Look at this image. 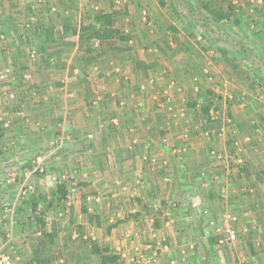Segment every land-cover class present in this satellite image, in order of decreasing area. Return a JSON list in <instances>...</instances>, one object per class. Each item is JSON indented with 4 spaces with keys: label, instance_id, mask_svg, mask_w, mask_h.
I'll list each match as a JSON object with an SVG mask.
<instances>
[{
    "label": "rangeland",
    "instance_id": "374dc122",
    "mask_svg": "<svg viewBox=\"0 0 264 264\" xmlns=\"http://www.w3.org/2000/svg\"><path fill=\"white\" fill-rule=\"evenodd\" d=\"M93 1L89 0V2ZM111 1L114 6L124 7L123 11L130 9L131 13L138 14L139 12L141 19L147 21L148 16L145 15L146 13L144 15L142 13V11H146L143 8L147 7L144 5L146 0L124 1V6L122 0ZM156 1L158 3L156 6L159 5L162 9L165 7L170 14H167L160 27L163 32H160L158 37L163 39L161 41L154 40L164 43L170 40L179 41L178 39L181 38L189 44L187 45L188 49L180 48L179 51L178 48H175V51L172 52L170 47L165 46L161 53L157 48H154L156 46L149 47L154 44L153 41L146 40L155 36V30L153 33H149L151 36L148 33L140 34L141 46L133 47L135 50L133 54L139 53L151 64L149 68L141 67L142 70L139 71L136 78L135 74H132L136 81L140 78L143 81L148 70L149 75L151 74L155 79L166 78L164 73L170 70L175 73L177 76L175 78L182 85L185 83L188 89L192 85L191 78H198L199 84H194L192 88L193 95L200 93L203 104V101L208 99L206 96L209 91L213 95L209 97L212 103L208 108L210 110L209 117L208 112L205 113L200 107L202 104H200L197 108L199 109L196 113L198 114L197 119L203 120L204 124H208L210 127L213 126L215 143L210 149L205 150V155L209 157L206 160L207 169L214 176L209 177L212 181L207 184L209 186L202 192L199 191L198 199L200 201L193 200L189 196L183 200L181 196L183 194L177 192L172 198V206L170 205V210L174 211V214L170 216L167 213L168 215H166V217L170 216V220L169 218L166 220V222L171 221L169 225L164 224L165 221L162 224L161 217L158 225H152L150 221L147 223L146 227L150 228V236L153 239V241H149L140 239V235L135 234V230H142L139 226L142 225L143 218L135 215L136 202L129 195L130 193L128 194L126 189L121 188L122 192L117 191L120 195L111 198L112 192H114L111 185L113 186L117 181L118 176L115 170L118 167L113 160L111 161L107 157L106 160L100 159L98 160L100 167H97L99 169L104 167L105 171L109 172L112 170L111 175L99 173L91 175L90 173L88 181H84L72 172L66 171L68 163H64L67 160L54 161L56 157L53 156V150L50 149L53 145L38 144L35 126L37 119H31V115L26 114L25 110L32 112L37 106L44 105L43 98L38 97L36 91L39 88L46 89L48 84L51 85V82H55L56 79L52 78L64 76L70 68L65 66L52 75L50 72L53 69L51 71L49 69L41 70L42 66L35 63L22 64V60L26 59L27 52L30 58L36 57V49L29 40H22L23 35L16 32V29L20 28L22 32L31 28L32 22H35L31 17L36 16L38 9L45 8L46 4L43 0H0V253L9 254L12 264H38L36 261H39V264H100V256L90 253L93 246L100 250L106 248L109 250V254L115 255L112 253L114 251L109 249V242L103 241V234L108 238L112 237V245L116 238L117 241L120 239L123 241V245H119L122 247L121 252H124L123 256L118 254V258L124 259L120 264H264V62L260 59H264L261 46L264 40L260 35V27L264 26V16H262L264 9L261 8L263 2L259 0L257 4L254 2L248 4L245 0H221L220 2L211 0V5L215 7L216 11L222 8L225 12V17L218 21L208 10L203 9L202 6L206 3L204 0H162L165 6L161 5V0ZM150 3H155V1L151 0ZM111 4L112 2H109V5ZM52 7L46 14H52ZM46 8L48 7L46 6ZM252 9L254 12H250ZM73 11V19H75L77 10L73 9ZM221 12L223 13V11ZM252 15H256L257 20L250 18ZM123 19H126V16L119 15L115 21L118 24L117 30L130 29L131 24L126 23ZM170 21L175 22L181 32L174 33L169 30L170 26H173V24H169ZM94 22L96 21L90 15L87 21L81 20L77 24L82 30L88 26L84 29L88 31V44L98 40L92 33L94 31L92 28L97 27ZM234 22L236 23L233 25ZM250 25L256 26L259 32H253L256 28L252 29ZM143 32L144 30L141 33ZM172 34L174 36H171ZM11 38L12 40H10ZM258 38L261 41L257 40ZM20 41L23 43L21 47H27L28 51L23 50L24 48L17 49L20 46ZM35 41H37L36 38ZM102 42L97 47L95 46L97 52L94 53L98 55H100V51L103 54L106 53L104 59L119 64L124 69L125 59L119 58L114 52L116 50L115 43L113 42L111 47H106L102 45ZM108 48L112 50H108ZM130 50L127 48L123 51L129 54ZM103 54L102 58L105 57ZM229 59L238 61L237 69L227 61ZM72 65L81 66L82 64L79 62ZM58 67L57 65L56 71ZM94 72L96 71L92 65L90 68L88 67V74H93L92 77L88 75V80H68L67 86L62 81L56 80V83L60 85L52 89H55L58 101L65 104V90L77 93L89 92V108L94 106L93 104H97L93 102H100L102 99L100 95L104 94L101 91L103 87L110 92L118 90L120 83L110 81L108 86H103L106 83L103 82L104 78L99 81L94 80V76H96ZM103 77L108 78L105 75ZM162 82L164 81H154L157 89H152L149 93L157 96L163 89L160 87L163 85ZM141 83L146 88V84ZM61 84H64L63 88ZM124 88L125 86L122 89ZM91 90L95 91L98 97L93 98ZM115 94L109 106L111 112L114 113L120 107H128L132 110L136 106V104H130V99L125 97L122 91L117 101ZM122 102H125L124 105H120ZM84 104L83 102L78 106ZM154 106L157 108L158 105L154 104ZM108 114L110 116V112ZM188 115L193 118V112L189 111ZM117 116L121 118L120 113ZM130 116L128 115V118ZM133 116L137 123L138 120H142L138 115L139 118H136V115ZM118 118H113L112 121L114 124H118L117 126H120L122 121L126 125L128 122L130 123L125 118L122 120ZM149 118L160 124V121L152 116L147 117L145 121L150 122ZM106 120L105 117L100 122L103 123ZM137 126L139 124H136V128H131L133 131H130L127 126L122 129L123 141L126 144L125 147L127 145V148L130 147V149L128 148L129 152L133 151V146L138 143H130L134 138ZM99 128L104 132V127ZM166 129L167 133L170 131V135L166 133V136L162 137L159 134L155 141L158 140L157 138H169V142L173 144L172 147L178 148L179 141L170 140L175 129ZM126 132L129 133L128 136ZM92 133L90 134L92 135ZM106 133L108 136H112L115 144L116 139L118 140L117 130L110 128ZM152 133L155 134V132ZM22 134H27L25 141L24 138H21ZM98 134L101 135L99 130ZM180 135L176 132L174 138H178ZM196 135L197 138L199 136L195 133L194 139H197ZM95 136L96 134L93 135V137ZM135 137L137 141H140L139 139L143 136L135 134ZM246 138L249 140L245 141ZM236 142L239 145H236ZM240 143L242 144L240 145ZM43 148L47 149L43 150ZM237 148L241 154L238 153ZM71 149L74 154L76 151L73 148L69 150ZM42 151L47 153L46 165L40 157ZM66 154L62 153L60 158H64L67 156ZM37 157L41 159V162L39 168L35 169ZM74 161L77 165L82 163L80 159ZM59 163L62 172H57ZM46 166L49 170L48 173L45 172ZM40 168L45 170L40 171ZM130 176L131 174L125 175L127 178ZM12 177L14 181L8 184L6 181ZM26 185H31L33 189L24 193ZM60 185L65 188L66 195L64 197H59L60 194H56V188ZM98 191L100 195L110 200L105 209L104 206L100 209L105 213L102 222L94 217L96 215H92L93 207L88 209L86 204L87 197L91 200L92 197L99 195ZM59 198L67 201L70 207L60 203L61 199ZM187 200L193 202L190 203L189 209L188 203L185 207L183 206V202ZM118 211H121L123 217L127 214L128 217L118 220L116 215ZM163 212L155 214L161 216ZM232 216L236 217V222L232 224L237 234L236 241L219 243L217 230L225 224L227 217ZM83 219L86 222V227L83 224ZM39 220L43 221V227L40 226ZM112 227L115 232L110 234ZM159 230H162L161 233ZM54 233L55 235L51 237ZM91 236H95V239H89ZM163 236L167 239L162 240ZM156 242L162 248L166 247L164 253H168L167 256L163 253L165 257L157 263L152 258L156 250ZM150 243L151 247H146ZM137 254L142 256V259L130 261V258ZM143 257L148 261L143 262Z\"/></svg>",
    "mask_w": 264,
    "mask_h": 264
},
{
    "label": "crops",
    "instance_id": "0c3cea01",
    "mask_svg": "<svg viewBox=\"0 0 264 264\" xmlns=\"http://www.w3.org/2000/svg\"><path fill=\"white\" fill-rule=\"evenodd\" d=\"M43 1L46 4L44 5L45 8L38 9L36 16L31 17V19H34L35 21L32 22V27L29 29H25L22 32L20 31V28L16 29V32L24 36H22V40H29L31 44H34L32 46L36 49V57L30 58L27 52L25 56L26 59H23V62L21 61L22 64L27 65L35 63L42 66L40 67L41 70L49 69L51 71V69H53L50 72L52 75L59 72V69H62L66 66L70 69L64 76H56V78H52L60 82L62 81V83H65L66 86L69 84L68 80H88L90 76L92 77L93 74H88V67L90 68L93 65L94 70L96 71L94 72V74H96V76H94V80L96 79L99 81V79L104 78L103 82L106 83L105 85L102 84L103 86H108V82L110 81H115L114 83L120 84L118 85V90H116L115 92H110V90H107V88L105 89L103 87L101 91L104 94L100 95L102 99H100V102H93L97 104H93L94 106H90L89 108V92L77 93L76 91L65 90V104H63L62 101H58L55 89H52L57 88V85H60L56 83V80L55 82H51L52 87L50 84H48V86L45 87L46 89L42 90V88H39L36 91V94L38 97L43 98L42 103L44 105L37 106L32 112H27L25 110L26 114L28 113L29 115H31V119H37L35 126L37 129L38 144L49 143V145H53V147L50 149L53 150V156L56 157L54 158V161H58L59 159L67 160V162L64 163H68L66 165V171L70 173L72 172L76 177H79V179H84V181H88V176L90 175V173L91 175L93 173L111 175L112 170H110L109 172L108 170L105 171L104 167L103 169L102 167L100 169L97 167L99 166L98 160L100 159L106 160L107 157L109 160H113L116 164V167H118V169H115L116 174L120 176H117V181L114 182V184L112 183L113 186L111 185L114 191L112 192L111 198L120 195L119 193L122 192L120 190L121 188L126 189V192L128 194L130 193L129 195L133 197L134 201L136 202L135 215L137 214L138 216L143 218L142 225L139 226L142 230L137 231L134 229L135 234L138 233V235H140V239H148L149 241H153L149 232L150 228L146 227L147 223L150 221L152 222V225H158L161 218L162 224L163 221L166 222L168 218L170 220V216L174 214V211L170 210V207L172 206L171 203L173 201L172 198L175 197L177 192L183 194L181 195L183 200H185V198L187 199V197L189 196L193 200L200 201L198 199L199 191L202 192L207 188V186H209L207 184H210L212 182L211 178L209 177L214 175H211L209 173V169H207L206 160L208 155H205V152L208 150V148L210 149L211 146L215 143V136L214 131L212 130L213 126L210 127V125L204 124L203 120L200 121L197 119L198 114L196 113H198L199 111V109L197 108L200 104H202V100L200 93L193 95L192 88L194 84H199L198 78H191V75H189L192 83L189 89L186 88L185 83H183L182 85L177 80V78H175L177 77L175 76V73L170 70L164 73L166 75V78L157 79H155L151 74L149 75L148 70V73L143 78L144 80L142 79L143 81H141V78L136 81L135 78L138 76V73L140 70H142V68L136 67L135 61H138L141 66L143 64L144 68H149L151 63L148 62V60H146L145 58H142L139 53H136L135 55L133 53L135 51L134 48L138 47V45L141 46L140 43H142V40L140 34L153 33V30L156 31L155 36L146 40L153 41L154 44L149 47L152 48L153 46H156L154 48H157L158 51H161V53L162 48H165V46L168 48L170 47L169 49H172V52H174L175 48H178L179 51L180 48L187 50V45L189 44L181 38L178 39L179 41L175 42H173V40L164 43L157 42L158 40L161 41L163 39H161V37H158L160 32H163L160 27L164 19L167 17V14L169 15L170 12L165 9V7L162 9L159 5L156 6V4H158L156 0H154L155 3L149 4L151 0H146V3H144V5H146L147 7H143L144 9H146V11L144 10L142 11V13L143 15L146 13L145 15L148 16L147 21H144L143 18L141 19L139 12L138 14H136L135 12L131 13L130 9H128L127 11H123L124 7L117 5L114 6L113 1L111 0H94L93 2H89V0ZM124 1L128 0H122L123 6ZM204 1L206 3H204L202 7L203 9L208 10L211 15L214 16V12L219 13L223 11V13H225L222 8L221 10L219 9L218 11H216L215 7L211 5V0ZM212 1L220 2L221 0ZM245 1L248 4L253 2L257 4L259 2V0ZM49 2H51V4H49ZM109 2H112V4L109 5ZM262 2L263 7L261 8L264 9V0H262ZM161 5L165 6L162 0ZM46 6L48 8H46ZM51 7L52 14H46V12L50 11ZM73 9L77 10V18L75 17L77 21L73 19ZM120 9H122V11H120ZM250 12H254V10L252 9L250 10ZM88 15H92L95 21V17H97L98 15L111 16V25L110 27L106 28L114 30L115 38H110L103 41L102 45L111 47L113 46V42L115 43L114 46L116 47V50L114 52L117 53L119 58L125 59L123 64L125 67L124 69H122L121 65L104 59L106 58V53L103 54L102 51H100V55H98L97 53H93V55L89 57L91 61H87L88 53H85V50L88 47V31H85L84 29L88 26H86L82 30L78 27L77 24L81 20L87 21V18L89 17ZM119 15L122 17L126 16V19L123 20L126 23L131 24L130 29L123 28V30H117L118 24L115 21L117 20V18H119ZM256 15H252L250 16V18L256 19ZM235 23L236 22H234L233 25ZM169 24H173V26H170V28H175L176 30H179L177 32H181L175 22L170 21ZM94 25H97V27L95 26L97 29H102L105 26L104 23H98V21L94 22ZM250 27L252 29L254 27L256 28H254L255 30H253V32H259L256 26L250 25ZM170 28L169 30H171ZM143 30L144 32L141 33ZM260 30V35L264 40V26L261 25ZM171 36L174 35L172 34ZM178 36H180L179 33ZM31 38L33 39L32 41L30 40ZM35 38L37 39V41H35ZM154 39H156L157 41ZM10 40H12V38ZM257 40L261 41V39L259 38ZM107 41L109 42L108 46ZM97 42L98 40L95 41V43L92 42V44H90L92 45L91 47L93 48L94 52H97L96 47L99 44ZM21 46H23V43L20 41V46L17 47V49L24 48L23 50L28 51L27 47L22 48ZM24 46L26 45L24 44ZM261 46L263 47L262 51L264 52V42H262ZM127 48L131 49L129 54L124 53L123 51ZM109 49L110 48H108V50ZM102 54L105 57L102 58ZM131 56L132 58H130ZM164 58L167 59V57L165 56ZM108 59H110V57H108ZM260 59L264 62L263 58ZM78 61L82 64L81 66L72 65L74 63H79ZM227 61L231 63V65H237L238 63L237 60H233V62L229 59ZM191 62L194 63L193 60H191ZM57 65L59 67L56 71L55 69ZM132 73L135 74V78ZM104 75L108 78L103 77ZM159 80L164 82H162L163 85H160V87H163V89L159 92L157 97L156 95L153 96L149 92L152 89H157L154 81ZM140 81L146 84V88H144V85H141L142 83ZM61 85L63 88L64 84ZM151 85L154 87H152ZM121 86H125L126 89H122L123 87ZM121 91L124 93L125 97H128L130 99V104H136V106L132 108V110L128 109V107H120L119 109L115 110L116 114H114L115 112L113 113L110 111L111 109H109V106L111 104L110 102H112L115 93L117 97L115 99L117 101ZM91 95L93 98L98 97L95 91H93ZM194 101H197V103L192 107L190 103ZM83 102L85 103L83 106H78ZM124 103L125 102H122L120 105H124ZM154 104L158 105L157 108L154 106ZM200 107L202 108V105ZM189 111L193 112V118L189 117ZM109 112L110 116L108 114ZM119 113L121 118H118L117 116L119 115ZM153 113L154 115H152ZM128 115H131L132 117L130 116L128 118ZM133 115H136V118H139L138 116H140V119H142L143 121L138 120L139 122L137 123ZM209 115L210 110L208 111V117ZM149 116L157 118V120L160 121V124L152 121V118L148 119L150 122H146L145 119H147V117ZM105 117L107 118V120L101 123L100 121H102ZM113 118H118L120 120L125 118V120L130 121V123L128 122V124L126 125L124 121H122L120 123V127L117 126L118 124L116 125L112 122L114 120ZM206 120H208L207 117ZM136 124H139V126H137V129L134 131V133L143 137L139 139L140 141H137L134 134V138L130 141V143H138L136 146H133L134 150H131V152H129L130 147H128L129 149L127 148L128 145L125 147L126 144H124L123 141L124 135H122V129H125V126H127L130 131H133V127L136 128ZM99 127H104V132H102ZM110 128L117 130L116 135L118 140L116 139L115 144L112 140V136H108L106 133V131ZM166 128H173L175 129L174 134L176 132L181 134L178 138H174V134L172 135V138H170V140L172 141H179L178 148L172 147L173 144L169 142V138H157L158 140L155 141L156 137L159 134H161L162 137L166 136ZM98 130L101 135L98 134ZM152 132H155V134ZM90 133H92V135ZM169 133L170 131L167 133V135ZM195 133L199 135L198 138L196 135L197 139H194L193 137ZM95 134L96 136L93 137V135ZM126 134L127 136L129 135V133L127 132ZM26 135L22 134L21 138H24V141ZM248 140L249 138L245 139V141ZM235 144L239 145L237 142ZM241 144L242 143H240V145ZM169 145H171L170 148ZM70 148H73L76 152L73 154L74 151H72V149L69 150ZM238 148L240 149L241 146ZM238 148L237 151L239 154H241ZM44 149L47 148H43V150ZM61 152L63 153V155L67 153V156H65L64 158H60L62 155ZM69 152H72V154H69ZM40 153V157L43 159L46 165V161L48 160L47 153L43 151ZM79 155L82 157H80ZM78 159L82 160V163L80 165H77L74 161ZM88 168H90L89 173ZM45 169H42V171L45 170V172L48 173L49 170L47 169V166L45 167ZM57 172H62L60 163L59 170ZM126 174H131V176L127 178L125 177ZM117 191H119V193H117ZM92 198L90 200V198L87 197L88 202H86V204L88 205V209H92L93 207L91 212L92 215H96L94 217H96V219L98 220H101L100 222H102V218L105 216V213L100 209L103 208V206L105 209L106 205L110 203V200L109 198L100 195V192L98 196L94 197L93 199ZM186 203H188L189 206L187 207L189 209L191 205L190 203L193 202H190L188 200L184 201V207ZM168 210H170L171 213H169L170 211L165 212ZM160 211H164L161 216L158 215L160 214ZM156 212H158V214H155ZM167 213L170 215L169 217H166V215H168ZM116 215L118 220L124 217H128V214L123 217L121 211H118ZM82 221L86 227V222L84 221V219ZM165 222L164 224L169 225L171 221H167L166 223ZM114 230L115 229L112 227L110 230V234L115 232ZM161 231L162 230H159V233H161ZM102 236H104L103 241L109 242V249H111V251H114L112 253H115V255L117 256L118 254H122L123 256L124 252H121L122 247L119 246L120 244L121 246L123 245V241L121 239L117 241V238L115 237L116 240H114V243L112 245V237H109V239L105 234H103ZM94 237L95 236H91V238L89 239H95ZM164 239L167 238H164L163 236L162 240ZM120 241L122 242L120 243ZM149 246L151 247V243L150 245H146V247ZM155 248L156 250L153 253L154 255L152 258L153 260H155L154 262L157 263L158 261L160 262L161 260H163V258L167 256L168 253H164L166 247L162 248V246H159V244L155 245ZM148 253L151 254V252ZM163 253L165 254V256H163ZM122 260L124 259L118 258L116 264H120ZM147 261L148 259L144 258L143 262Z\"/></svg>",
    "mask_w": 264,
    "mask_h": 264
},
{
    "label": "trees",
    "instance_id": "16d2710c",
    "mask_svg": "<svg viewBox=\"0 0 264 264\" xmlns=\"http://www.w3.org/2000/svg\"><path fill=\"white\" fill-rule=\"evenodd\" d=\"M214 16L215 18L219 21L220 19H223L225 17V14L222 13V12H214ZM110 18L111 16L110 15H98L97 17H95L96 21H98V23H104V28L102 29H95V28H92V30L94 29V31L92 32L93 33V36L95 38L98 39V43H100L101 41H105V40H108L110 38H115L114 37V30H110L106 27H110L111 25V21H110ZM105 20V22H103ZM174 33L177 32V30L175 28H170ZM100 41V42H99ZM85 53H88V62H90L91 60L89 59L90 56L93 55L94 51H93V48L91 47L90 44H88V47L87 49L85 50ZM135 66L136 67H143L144 68V65L142 64V66L138 63V61H135ZM232 67L236 68L237 65L235 64H232ZM208 95L206 96V98L208 99H205L203 102L204 104L202 103V108H203V111L205 113L208 112V108H210V106L212 105L211 103V100L209 99L210 95H213V93H211L210 91L207 93ZM213 97V96H212ZM197 103V101H194V102H191L190 105L193 107L195 104ZM56 194H60L59 197H64L66 195L65 193V188L60 185L56 188ZM61 199L60 203L62 202V204H65L67 205V201H64L63 198H59ZM70 207V206H69ZM39 223H40V226H44V223L42 220H39ZM55 235L52 234L51 237H53ZM91 254L93 255H99L100 256V264H116L117 260H118V256L117 255H113V254H109V250L108 249H103V250H100L98 249L96 246H93L92 247V250L90 251ZM38 264H39V261H36Z\"/></svg>",
    "mask_w": 264,
    "mask_h": 264
},
{
    "label": "built area",
    "instance_id": "2783aa9c",
    "mask_svg": "<svg viewBox=\"0 0 264 264\" xmlns=\"http://www.w3.org/2000/svg\"><path fill=\"white\" fill-rule=\"evenodd\" d=\"M40 162L41 159L39 157L36 158V167L35 169H38L40 166ZM40 171H42V169L40 168ZM14 181V178H9L6 182L8 184L12 183ZM33 188L31 185H26V188L24 189V193H27L29 191H31ZM68 205V203H67ZM234 222H236V217L232 216V217H227L225 219V224H223V226H221L220 229L217 230V233L219 234V243H224V242H230L233 243L236 241L237 238V234L236 231L233 229L232 224H234ZM139 254L133 256L130 258V261H138L139 259H142V256H138ZM144 260V257H143ZM0 264H12V258L9 254H2L0 253Z\"/></svg>",
    "mask_w": 264,
    "mask_h": 264
}]
</instances>
